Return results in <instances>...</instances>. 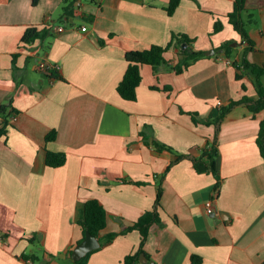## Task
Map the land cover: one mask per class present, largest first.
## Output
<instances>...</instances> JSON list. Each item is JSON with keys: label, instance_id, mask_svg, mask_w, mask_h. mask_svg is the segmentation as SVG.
<instances>
[{"label": "crops", "instance_id": "obj_1", "mask_svg": "<svg viewBox=\"0 0 264 264\" xmlns=\"http://www.w3.org/2000/svg\"><path fill=\"white\" fill-rule=\"evenodd\" d=\"M235 1L182 0L170 16L169 0H0V106L17 111L0 137V264H69L84 238L78 218L87 201L97 199L106 210L105 238L154 209L160 181L162 223L151 226L139 264H264V158L257 143L264 111L254 115L239 105L223 121V180L211 215L206 204L216 177L198 173L188 158L166 172L176 154L152 146L156 140L198 156L216 131L205 122L231 100L257 97L250 78L238 79L233 66L247 46L229 20ZM246 8L255 43L248 59L264 63V0H247ZM29 27L51 28V46L24 43ZM174 33L195 39L194 49L206 57L183 73H156L144 64L137 100L123 99L117 87L127 52L167 46ZM226 43L231 59L221 48ZM165 57L170 65L180 60L174 48ZM41 62L64 80L42 71ZM49 151L65 153L66 163L48 166ZM141 243L138 230L120 234L90 252L87 264H124Z\"/></svg>", "mask_w": 264, "mask_h": 264}, {"label": "trees", "instance_id": "obj_2", "mask_svg": "<svg viewBox=\"0 0 264 264\" xmlns=\"http://www.w3.org/2000/svg\"><path fill=\"white\" fill-rule=\"evenodd\" d=\"M40 0H33V4L37 5ZM247 0H236L234 10L229 15V20L234 26L235 30L238 31L243 41L247 43L246 49L244 50V57L239 62L235 60L233 66L237 69V78L242 79L244 76H248L253 83L257 97H249L248 95L243 96L239 100H231L228 105L223 106L220 109V113L217 117L209 119L205 122L207 125L215 126V135L212 141L208 143L206 147L201 150V153L198 156H193L191 154H184L176 151L170 146L161 144L160 142L154 140L152 146L158 151L168 150L176 154L177 158L174 160L166 170L168 172L173 164L183 159H190L194 165V168L198 173H212L216 179L217 184L215 190L219 195V191L222 186V177L218 169V162L220 157L219 149V134L221 131L222 123L225 118L231 113V111L239 105H244L256 115L257 113L264 111V63H254L248 59V54L255 49V43L250 37L249 33V18H246L248 13L246 8ZM67 2V1H65ZM182 0H169L166 11L170 16L174 15L178 7L181 5ZM64 10L69 12V7L64 6ZM223 25L220 21L215 23V32H219L222 29ZM53 36V31L51 28L39 29L37 27H29L24 36V43H33L37 40H41L45 48L48 49L51 46L49 38ZM195 39L190 38L186 34L174 33L172 39L167 46L161 45H152L150 48L139 51H129L126 54V60L128 62V68L126 73L117 87L119 95L128 101L137 100V90L140 84L142 83V66L144 64H149L153 67L156 73L161 72L164 69L175 71L176 73H183L189 67H191L199 59L206 57V52L202 50H195L193 43ZM187 43L188 48L183 49V45ZM174 48L180 55V60L176 65H170L165 57V54L170 49ZM192 49L189 51V49ZM225 50V53L228 58H232V46L230 43H226L221 47ZM54 79L64 80L60 72L55 66H52L49 74ZM245 88V86H244ZM17 112L11 106V103L0 106V117L2 118V125H0V137L7 133V126L9 125V118L12 112ZM196 123L200 121L195 117V113H191ZM146 135L147 139L144 137L146 143H149L148 135L142 132V136ZM56 137V132H52L47 136V140H54ZM257 143L260 148L262 157L264 158V119L260 125V131L257 138ZM67 156L65 153H56L49 151L46 156L47 165L50 167H60L66 163ZM166 175V173H165ZM164 175V176H165ZM163 194L162 181L158 184V193L157 199L152 211H147L142 215L139 220L131 227L125 228L120 233H113L105 238L100 236L101 232L106 228L107 225V213L104 206L97 199H91L87 201L80 213L78 218V224L82 227L84 231V238L86 237L87 232L91 233L100 241V248L113 242L117 236L120 234H127L132 230H138L142 236V243L140 249L133 254L128 255L125 258L124 264H139L141 255L145 253L143 247L145 245L146 239L148 237L150 228L153 224L162 223L159 208L161 206V198ZM82 240L79 243H81ZM92 253V252H91ZM89 253L83 259L77 262V264H87V260L91 255ZM31 256V257H29ZM24 258H32L37 260L36 256L25 255ZM194 264H200L197 258L193 260ZM69 264H73V261L70 259Z\"/></svg>", "mask_w": 264, "mask_h": 264}, {"label": "water", "instance_id": "obj_3", "mask_svg": "<svg viewBox=\"0 0 264 264\" xmlns=\"http://www.w3.org/2000/svg\"><path fill=\"white\" fill-rule=\"evenodd\" d=\"M187 48H188V44L185 43L183 45V49H187ZM189 51H191V49H189ZM214 53H216V50H212L208 52V55H212ZM100 246H101L100 241L91 233L87 232L85 239L75 247L72 253L73 261L76 264L78 261H80L85 256H87L90 252L100 248Z\"/></svg>", "mask_w": 264, "mask_h": 264}, {"label": "built area", "instance_id": "obj_4", "mask_svg": "<svg viewBox=\"0 0 264 264\" xmlns=\"http://www.w3.org/2000/svg\"><path fill=\"white\" fill-rule=\"evenodd\" d=\"M82 31H87L88 30V27L86 26H83L81 28ZM57 31L58 32H63L64 31V28L62 27H58L57 28ZM39 68L42 70V71H46L47 73L50 72L51 68H52V65H49L48 63H45V62H41L40 65H39ZM219 105L221 104V102L218 103ZM218 197V193L217 191L215 190L212 194V198L207 202L206 204V212L208 214H213L215 212V207H214V202L215 200L217 199Z\"/></svg>", "mask_w": 264, "mask_h": 264}, {"label": "rangeland", "instance_id": "obj_5", "mask_svg": "<svg viewBox=\"0 0 264 264\" xmlns=\"http://www.w3.org/2000/svg\"><path fill=\"white\" fill-rule=\"evenodd\" d=\"M252 23H253V22L249 23L248 27L252 26V25H251Z\"/></svg>", "mask_w": 264, "mask_h": 264}]
</instances>
